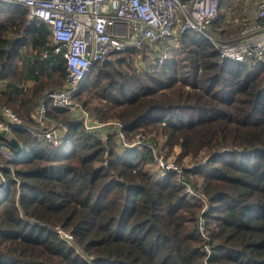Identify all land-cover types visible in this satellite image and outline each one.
<instances>
[{
	"label": "trees",
	"instance_id": "obj_1",
	"mask_svg": "<svg viewBox=\"0 0 264 264\" xmlns=\"http://www.w3.org/2000/svg\"><path fill=\"white\" fill-rule=\"evenodd\" d=\"M221 7L212 33L228 40L245 25L222 27ZM26 20L24 8L0 2V109L30 123L44 93L64 85L66 66L46 26ZM175 41L177 49L164 39L95 63L76 100L124 125L128 142L138 135L166 153L178 148L204 212L175 173L154 166L150 146L122 149L115 133L101 142L49 108L68 127L59 147L13 133L22 155L4 171L0 264H264V65L219 64L193 31Z\"/></svg>",
	"mask_w": 264,
	"mask_h": 264
},
{
	"label": "built area",
	"instance_id": "obj_2",
	"mask_svg": "<svg viewBox=\"0 0 264 264\" xmlns=\"http://www.w3.org/2000/svg\"><path fill=\"white\" fill-rule=\"evenodd\" d=\"M222 0H0L26 10L25 28L42 22L50 32L53 53H62L66 66V78L61 88L49 90L38 101L31 114V122L25 123L10 108L0 109V134L14 137V131L22 130L33 138L59 147L68 133L65 123L50 117L54 108L67 113L71 120L79 122L86 134L105 142L111 133L122 149L152 146L136 136L128 142L122 125L117 121L97 120L95 115L76 100L79 89L95 63L112 59L113 55L143 46H152L164 39H175L189 31L199 33L211 43L218 54V63L225 62L264 65V0H243L235 21L242 28L235 37L225 40L212 33ZM237 2L238 0H233ZM47 58L46 53L42 55ZM165 56H161V59ZM160 60V59H159ZM1 84V81H0ZM158 150L153 147L152 153ZM22 154L13 153L8 145L0 144V191L6 187L7 163L16 161ZM154 155V154H153ZM156 168L163 173H175L185 186V192L200 201L204 212L207 201L195 193L185 182L183 168L167 161L162 154L154 155ZM201 237L206 240L205 220L197 222ZM57 234L72 244L70 233L56 228ZM206 255L210 254L207 244Z\"/></svg>",
	"mask_w": 264,
	"mask_h": 264
},
{
	"label": "rangeland",
	"instance_id": "obj_3",
	"mask_svg": "<svg viewBox=\"0 0 264 264\" xmlns=\"http://www.w3.org/2000/svg\"><path fill=\"white\" fill-rule=\"evenodd\" d=\"M241 2L243 3V0H238L237 2H235L233 0H223L222 7H221V13H222V17L221 18H222V20H221V23H220L222 27H228V29H229L230 26L234 27L236 23L240 22V21H235L234 24H230V25L228 24V20L229 19L231 20L233 18V20H234V17L239 15V8L238 7H239V5H241ZM232 29L233 28H231L229 30H232ZM169 45L171 47H173V49H177V44H176L175 39H169ZM28 50H30V49H28ZM139 59L140 58H138V60H136V61L138 63H141ZM159 59L160 60H158V62H157L158 64H161L165 60L163 58L161 59V57ZM156 148H158V150H155L152 154H154V155L155 154H162L167 161H172V162L176 163L175 158H176V155L179 153V149L178 148H173L171 150L172 152L166 153V151L164 149H162V147H161V142H159V146L158 147L156 146ZM154 155H153V161H154ZM202 163L204 164V162H202ZM176 164H177V166L179 165L178 163H176ZM183 164L184 165H189V159H185ZM154 166H155V163H154ZM179 167H183V166L179 165Z\"/></svg>",
	"mask_w": 264,
	"mask_h": 264
},
{
	"label": "water",
	"instance_id": "obj_4",
	"mask_svg": "<svg viewBox=\"0 0 264 264\" xmlns=\"http://www.w3.org/2000/svg\"><path fill=\"white\" fill-rule=\"evenodd\" d=\"M8 148L17 155L22 154V147L15 138L10 139Z\"/></svg>",
	"mask_w": 264,
	"mask_h": 264
},
{
	"label": "crops",
	"instance_id": "obj_5",
	"mask_svg": "<svg viewBox=\"0 0 264 264\" xmlns=\"http://www.w3.org/2000/svg\"><path fill=\"white\" fill-rule=\"evenodd\" d=\"M222 17V16H221ZM236 17H238V16H236ZM236 17H234V20H233V18L230 20H228V24L230 25V24H234L235 23V18ZM221 20H222V18L220 19V23H221ZM230 28H231V26H230ZM31 118V117H30Z\"/></svg>",
	"mask_w": 264,
	"mask_h": 264
}]
</instances>
